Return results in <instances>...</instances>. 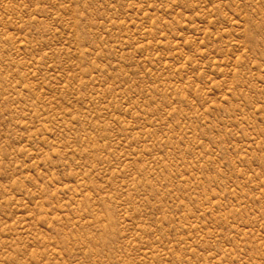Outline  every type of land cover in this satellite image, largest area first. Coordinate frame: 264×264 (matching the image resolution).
<instances>
[{
    "label": "rangeland",
    "instance_id": "obj_1",
    "mask_svg": "<svg viewBox=\"0 0 264 264\" xmlns=\"http://www.w3.org/2000/svg\"><path fill=\"white\" fill-rule=\"evenodd\" d=\"M0 264H264V0H0Z\"/></svg>",
    "mask_w": 264,
    "mask_h": 264
}]
</instances>
